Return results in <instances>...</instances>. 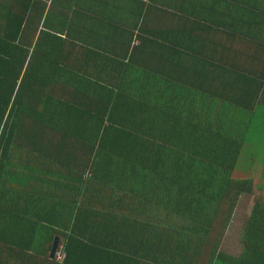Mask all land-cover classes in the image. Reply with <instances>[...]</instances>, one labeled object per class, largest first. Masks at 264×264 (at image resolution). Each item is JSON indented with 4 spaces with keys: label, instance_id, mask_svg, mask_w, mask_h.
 Here are the masks:
<instances>
[{
    "label": "trees",
    "instance_id": "trees-1",
    "mask_svg": "<svg viewBox=\"0 0 264 264\" xmlns=\"http://www.w3.org/2000/svg\"><path fill=\"white\" fill-rule=\"evenodd\" d=\"M27 2L0 7V264H264L262 196L240 255L219 249L237 198L264 191V147L247 141L264 126V57L234 62L232 33L219 47L181 16L177 32H198L189 58L142 71L164 47L141 63L106 8Z\"/></svg>",
    "mask_w": 264,
    "mask_h": 264
},
{
    "label": "crops",
    "instance_id": "crops-1",
    "mask_svg": "<svg viewBox=\"0 0 264 264\" xmlns=\"http://www.w3.org/2000/svg\"><path fill=\"white\" fill-rule=\"evenodd\" d=\"M8 1L0 0V7L7 5ZM64 2L79 3L82 6L85 4L84 6L99 9L106 8L109 15L121 21L128 30L132 31L129 38L132 44L139 46L141 63L148 56L143 55L145 52H151L153 47H164L153 49L155 56L159 59L150 53V61H147L142 71L164 67L163 72L174 74L169 64L174 63L173 57H181L182 52H187L189 58L191 51L185 50L182 47L185 43L181 42L187 41L188 47H191V35L192 39H196L198 32L196 29L191 32V35L177 32L175 28L177 25L180 26L185 16L188 18V24L196 26L198 23L208 26L210 29L206 38L216 44L227 40L228 33H232L235 42H232L230 46H234L235 49V54L232 53L234 62L239 61L245 52L264 57V0H28L27 4L43 6L45 15L47 8L61 7ZM11 4L17 8L20 6V0H11ZM43 19L40 20L41 28ZM154 42L163 45H157ZM220 44L217 46L222 47L223 43ZM172 50H179L180 53H175L171 57L169 53ZM163 57H167L166 62L161 59ZM248 57L245 63H249ZM160 59L167 64L162 63ZM218 59L224 62L222 58ZM222 62L219 64L221 65ZM254 69L258 70L256 72H264L259 66H254ZM224 101L216 98L211 101V105L220 107L226 105ZM258 195L264 198V191L263 194Z\"/></svg>",
    "mask_w": 264,
    "mask_h": 264
},
{
    "label": "rangeland",
    "instance_id": "rangeland-1",
    "mask_svg": "<svg viewBox=\"0 0 264 264\" xmlns=\"http://www.w3.org/2000/svg\"><path fill=\"white\" fill-rule=\"evenodd\" d=\"M248 140H252L258 143H261L264 147V126L261 128H257V130L253 134H249ZM264 166V164H262ZM233 172L232 177L234 178H240V173ZM254 172V171H253ZM247 175V173L245 174ZM254 181L253 183L257 182L259 180L258 173H254L253 175ZM239 180V179H237ZM254 186V185H253ZM253 188V187H252ZM258 194H263V190H259L256 186L252 194H242L239 198H237V201L235 203V207L232 210V213L230 214V220L227 221V224L222 230V233H220V225L221 223L218 222L220 220V217H218L217 221L214 222L212 226V230L215 229L216 235L222 234L221 239V246L219 249L224 252L225 254L237 257L241 253V244H240V237L242 235L243 228L245 226V222L247 220L248 214L250 213L251 207L253 205V200L258 196ZM264 198H261L259 200L263 201ZM225 208V207H224ZM224 211V209H223ZM225 216V215H224ZM219 226V227H217ZM217 228V229H216ZM211 230V231H212ZM214 232V230H213ZM213 234L212 236H214ZM215 235V237H216ZM56 237V236H55ZM54 237V238H55ZM53 238V239H54ZM59 239V238H58ZM60 241V239H59ZM61 249V245L57 243L56 250L54 252L56 259L61 260L63 255L59 252ZM51 252V249H50Z\"/></svg>",
    "mask_w": 264,
    "mask_h": 264
},
{
    "label": "water",
    "instance_id": "water-1",
    "mask_svg": "<svg viewBox=\"0 0 264 264\" xmlns=\"http://www.w3.org/2000/svg\"><path fill=\"white\" fill-rule=\"evenodd\" d=\"M57 242H58V237L56 236V237L54 238L53 245H52V247H51V252H50V256H51V257H53V255H54V252H55L56 247H57Z\"/></svg>",
    "mask_w": 264,
    "mask_h": 264
}]
</instances>
